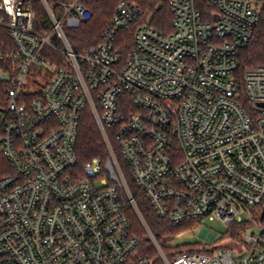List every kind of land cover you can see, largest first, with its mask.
Here are the masks:
<instances>
[{
	"label": "built area",
	"instance_id": "obj_1",
	"mask_svg": "<svg viewBox=\"0 0 264 264\" xmlns=\"http://www.w3.org/2000/svg\"><path fill=\"white\" fill-rule=\"evenodd\" d=\"M168 2L171 33L138 25L124 57L135 2L78 51L67 30L91 17L85 0H0V264H156L129 209L161 264H264V65L239 64L264 0ZM86 109L109 154L81 165ZM125 168L172 224L248 222L242 245L167 253L181 233L155 236Z\"/></svg>",
	"mask_w": 264,
	"mask_h": 264
},
{
	"label": "trees",
	"instance_id": "obj_2",
	"mask_svg": "<svg viewBox=\"0 0 264 264\" xmlns=\"http://www.w3.org/2000/svg\"><path fill=\"white\" fill-rule=\"evenodd\" d=\"M120 1L121 0H85V5L91 11V17L88 20L83 21L79 27L67 30L70 41L78 51H83L101 41L102 33L112 21ZM128 1L140 5L142 15L137 23L133 24L128 29L122 30L118 36L117 48L123 53L124 57L128 56L133 47L134 32L138 25L148 22L149 18L152 17L151 25L168 35L173 29L174 19L168 0ZM159 5H162L160 9L158 8ZM199 8L203 12H207V8L204 7V5L201 4ZM0 34L6 42H9L10 39L4 30L0 29ZM239 64L242 70L247 67L264 65V23L256 29L253 40L241 51L239 55ZM75 152L81 165L95 157H103L105 160L109 154L107 146L89 109L85 110L79 123ZM125 171L129 178L131 189L137 197L140 211L150 229L159 240H162L171 234H179L192 230L200 225V220L172 224L168 220L159 217L147 197L140 193V190L129 176L126 168ZM129 217L132 221L133 230L141 242L138 248V254L143 256L150 254L155 258L156 264H161V261L157 257V253L146 234L142 222L133 209H129ZM250 227L251 225L246 221L239 223L234 222L228 226L226 236L233 239H241ZM195 246L198 247L201 245L199 242L185 243L168 246L166 247V251L171 254L173 251L178 253L185 250H198L193 249Z\"/></svg>",
	"mask_w": 264,
	"mask_h": 264
},
{
	"label": "rangeland",
	"instance_id": "obj_3",
	"mask_svg": "<svg viewBox=\"0 0 264 264\" xmlns=\"http://www.w3.org/2000/svg\"><path fill=\"white\" fill-rule=\"evenodd\" d=\"M227 226L219 220H203L200 225L194 229L181 233L173 244L180 245L185 243L203 242L204 245L198 246L193 249H201L205 245L207 247H231L234 249L239 248L242 245L241 239H233L226 236ZM178 234V233H176ZM176 234H171L176 235Z\"/></svg>",
	"mask_w": 264,
	"mask_h": 264
},
{
	"label": "water",
	"instance_id": "obj_4",
	"mask_svg": "<svg viewBox=\"0 0 264 264\" xmlns=\"http://www.w3.org/2000/svg\"><path fill=\"white\" fill-rule=\"evenodd\" d=\"M161 7H162V5H159V7H158V8L160 9ZM152 19H153L152 17H150V18H149V20H148V21H149V23H151V22H152Z\"/></svg>",
	"mask_w": 264,
	"mask_h": 264
}]
</instances>
